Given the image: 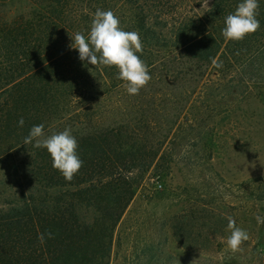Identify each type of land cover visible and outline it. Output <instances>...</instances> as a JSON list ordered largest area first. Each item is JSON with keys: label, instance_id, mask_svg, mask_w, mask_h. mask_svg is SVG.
Returning a JSON list of instances; mask_svg holds the SVG:
<instances>
[{"label": "trees", "instance_id": "obj_1", "mask_svg": "<svg viewBox=\"0 0 264 264\" xmlns=\"http://www.w3.org/2000/svg\"><path fill=\"white\" fill-rule=\"evenodd\" d=\"M184 1L30 0L26 16H0V170L19 190L0 209V264H108L113 230L134 195L132 174L149 166L166 138L167 100H156L165 87L213 74L214 83L264 98V0L259 30L241 41L226 40L222 29L242 0H214L200 16L171 21ZM97 9L139 33L137 55L151 80L137 95L115 66L81 61L72 47ZM39 124L46 135L72 129L83 166L71 182L46 149L23 144ZM257 181L254 199L264 202V177Z\"/></svg>", "mask_w": 264, "mask_h": 264}, {"label": "rangeland", "instance_id": "obj_2", "mask_svg": "<svg viewBox=\"0 0 264 264\" xmlns=\"http://www.w3.org/2000/svg\"><path fill=\"white\" fill-rule=\"evenodd\" d=\"M213 1L185 0L171 21L200 16ZM31 8L30 0H9L0 16ZM205 77L156 96L168 101L166 138L132 174L134 195L113 230L108 264H263L264 202L254 198L264 177V98ZM18 194L10 171L0 170V209ZM229 216L249 235L235 252Z\"/></svg>", "mask_w": 264, "mask_h": 264}, {"label": "clouds", "instance_id": "obj_3", "mask_svg": "<svg viewBox=\"0 0 264 264\" xmlns=\"http://www.w3.org/2000/svg\"><path fill=\"white\" fill-rule=\"evenodd\" d=\"M258 0H242L235 12L225 18L222 35L226 40L241 41L247 35L260 28L257 19ZM72 47L79 52V59L96 66H115L118 69L117 79L126 82V90L130 95L139 94L151 80L148 66L137 55L143 51V44L138 32L125 31L120 27L119 18L111 10L97 9L92 19L90 32L87 36L77 32ZM215 67L222 63L213 61ZM19 125L24 124L23 118ZM24 145L32 144L34 148H44L52 158V167L57 169L64 179L71 182L83 166V160L77 153L78 142L71 128L46 135L44 125H34L24 138ZM228 229L231 234L227 245L232 251H238L243 242L249 239L246 230L237 227L232 217H227ZM258 221L260 218H257ZM51 236V233H49ZM43 242V234L38 237Z\"/></svg>", "mask_w": 264, "mask_h": 264}, {"label": "built area", "instance_id": "obj_4", "mask_svg": "<svg viewBox=\"0 0 264 264\" xmlns=\"http://www.w3.org/2000/svg\"><path fill=\"white\" fill-rule=\"evenodd\" d=\"M158 187H160V185H158Z\"/></svg>", "mask_w": 264, "mask_h": 264}]
</instances>
